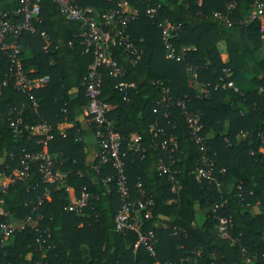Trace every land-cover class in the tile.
Wrapping results in <instances>:
<instances>
[{
  "label": "trees",
  "instance_id": "trees-1",
  "mask_svg": "<svg viewBox=\"0 0 264 264\" xmlns=\"http://www.w3.org/2000/svg\"><path fill=\"white\" fill-rule=\"evenodd\" d=\"M74 1L90 8L98 20L119 1L136 11L126 32L139 59L129 63L118 42L110 39L111 58L123 75L112 77L107 70L100 71V99L109 105L108 119L122 139L130 197L152 200L149 217L143 218L142 212L137 217L141 233H154V255L141 246L134 248L135 232H114L118 197L114 181L102 183L114 170L108 163L96 172V156L92 164H86L82 145L75 139L79 119L87 118L82 115L86 104L82 82L92 59L91 49L84 51L76 36L80 24L61 17L50 0H39L35 32L22 33L17 42L22 71L30 79L48 76L45 86L19 91L0 51V175L12 176L20 150H40L36 142L44 135H33L31 129L42 122L50 126L52 137L46 149L63 178L55 184L41 183L37 166L31 165L25 177L12 178L0 187V223L30 217L34 224L10 235L0 246V264H179L185 258L194 264H264V153L259 151L264 145L257 136L264 133V58H255L263 44L264 22L246 21L253 0ZM258 1L264 6V0ZM17 6L18 0H0V13L11 14ZM147 9L155 10L153 18L145 15ZM162 21L180 25L168 38L177 51L190 48L179 61L165 58L157 26ZM188 67L194 69L195 82L206 85L202 96L189 84ZM243 74L248 75L252 89L242 92L228 86ZM120 82L134 86L126 89V101L115 87ZM163 89L172 99L183 101L186 112L198 116L214 182L197 180L192 174L198 154L188 141L181 111L155 106L163 98ZM31 100L37 103L35 111ZM9 112L20 119L16 133L8 126ZM62 122L72 125L64 136L56 130ZM150 126L160 131L154 133ZM132 134L140 137L138 152L127 146ZM168 157L172 160L169 171L180 185L177 194L171 192L166 177L158 175V161L167 165ZM82 192L88 195L86 206L77 214L66 212L67 203ZM221 203L220 211L231 222L232 243L215 235L210 211L201 226L211 234L205 240L173 223L181 207L194 212ZM163 223L170 228L162 229ZM172 228L178 232L172 234Z\"/></svg>",
  "mask_w": 264,
  "mask_h": 264
},
{
  "label": "built area",
  "instance_id": "built-area-1",
  "mask_svg": "<svg viewBox=\"0 0 264 264\" xmlns=\"http://www.w3.org/2000/svg\"><path fill=\"white\" fill-rule=\"evenodd\" d=\"M55 9L61 17L66 20L80 24V30L77 37L81 39L84 51L91 49L92 59L86 69V75L83 79L82 86L84 89V96L86 104L84 106V115L89 119V124L92 128V135L96 141V165L94 169L98 172L103 164H110L114 170L112 177H105L102 183L114 181L115 193L118 197V209L115 212L113 220V230L115 233L122 234L124 231L129 230L136 233L137 238L134 243V248L141 246L149 256H153V247L155 245V237L152 230L144 233L140 232L141 222L137 214L142 212L143 218L149 217V211L152 206L150 197H137L131 198L129 189L127 187L126 178L124 175V168L122 158L124 153L121 150L122 139L115 132L111 121L108 119L109 105L100 99L101 90V70H107L108 74L112 77H121L123 75L122 68L119 67L111 58L109 52L110 39H115L122 49V53L129 63H136L139 59V51L135 48L133 41L130 39L126 32V27L129 22L136 18L135 10H128L125 5L119 1L116 3V8L101 15L98 20L97 15L90 8H82L78 6L74 0H50ZM231 8V4L228 5ZM155 10L147 9L145 15L148 18H153ZM39 15V0H18V6L12 11L11 14L0 13V51L5 54L7 59V74L18 81L17 89L21 92H26L35 88H42L48 82V76L44 75L39 78H27L21 69L19 54L21 48L17 42L18 37L22 33L32 34L35 32L34 22ZM215 17L221 18L214 14ZM222 19V18H221ZM258 20L260 25L264 22V6L258 0H253L250 5V11L246 21ZM245 21V22H246ZM161 32V40L164 47V55L168 60L179 61L183 57L184 50H176L169 42L168 38L172 33L180 28L179 24H174L168 21H162L157 24ZM45 42L47 38L44 37ZM68 45L70 43L68 42ZM188 74L194 73V69L187 68ZM195 74V73H194ZM190 85H196L195 75L188 78ZM4 81L1 85H4ZM230 85V84H229ZM228 85V86H229ZM122 92L123 100L126 101V89L133 88L132 84L120 82L116 86ZM207 92V91H206ZM205 92V93H206ZM163 98L155 102V106L162 107L165 110L168 107H177L183 116L186 127L188 129V141L194 146L198 154L197 166L192 174L195 179L203 180L208 183L214 182V172L211 163L207 159L208 148L205 145L204 137L200 135L201 126L198 116L185 111L184 102L178 99H172L168 95V90H162ZM31 108L33 111L37 108V103L31 100ZM155 112V109L153 110ZM20 119L13 118L9 112L8 126L13 133L17 132V125ZM154 133L160 130L154 126H150ZM31 132L33 135H44V139L39 140L36 144L40 145L38 152H27L20 150L18 154V167L12 172V178H23L28 172L31 165L37 166V172L40 176L41 183L55 184L62 181L63 176L57 171L55 162L51 155L47 152L46 143L51 140L50 126L45 123H37L32 127ZM245 135L244 133H242ZM262 145H264V133L257 134ZM140 137L137 134H132L127 142V146L133 152L139 151ZM160 148L164 149V142L160 144ZM259 151L264 153V149L260 148ZM9 158L12 159L13 155L10 153ZM172 160L168 157L167 165L159 160L158 161V175H164L167 182L170 184L172 193L177 194L180 190V185L173 173L169 171V165ZM215 185H217L215 183ZM135 188L140 189L139 183L135 184ZM47 191L44 193V198H47ZM88 195L84 192L80 193L78 199L69 201L65 206L66 212L77 214L87 204ZM40 202V201H39ZM223 204H215L211 206L210 212L213 214L215 220V235L226 242H233L231 237V222L220 209ZM33 210L36 207L32 208ZM218 211L220 213L218 214ZM33 221L30 217H26L18 222H3L0 223V246H2L8 237L14 233L21 232L26 228L33 227ZM162 229H169L170 226L163 223ZM178 231L172 228V234ZM39 248L40 244H39ZM242 257L244 250H242ZM246 259V258H245ZM179 264H194L193 259L185 258L179 261Z\"/></svg>",
  "mask_w": 264,
  "mask_h": 264
},
{
  "label": "crops",
  "instance_id": "crops-1",
  "mask_svg": "<svg viewBox=\"0 0 264 264\" xmlns=\"http://www.w3.org/2000/svg\"><path fill=\"white\" fill-rule=\"evenodd\" d=\"M121 3L123 5L126 6V8L128 10H133L132 8H130L124 1H121ZM263 38V44L261 46V48L255 53V58L257 60L264 58V36H262ZM46 43V42H45ZM47 44V43H46ZM184 51L185 49H190V48H182ZM194 73L192 74H188V78L189 77H194ZM237 83H233L231 82L229 87H232L234 90H239L240 89L236 86L237 84H239L240 87H245L246 84L245 83H249V77L247 82H244L243 80H238L236 81ZM193 87V89L196 91V93L198 95H203L206 92V85L203 84H196V85H191ZM243 91H249L250 89H252L251 85L249 89L243 88ZM82 115L83 117H85L84 115V109L82 110ZM79 124H80V130H77L75 139L78 143H80L82 145V151L85 154V162L86 164H92L96 153H97V145H96V141L92 135V131L91 128L89 126V123L85 119H79ZM72 125L71 123H67V122H62L60 124L56 125V130L57 132L61 135L64 136V133L67 129L71 128ZM55 156V155H54ZM60 173V172H59ZM62 175V173H60ZM63 176V175H62ZM2 178V179H1ZM10 183V177H5L3 175H0V187H5ZM210 211V209H200L197 211L192 212L191 210H189L188 208H184L181 207L179 208L176 218L173 220V223L177 226V228L181 231L193 234L194 236L205 240L210 238V235L208 232H203L201 230V226L202 223L204 222L207 213ZM258 209L257 207L253 208V213H257ZM0 213H2V209H0Z\"/></svg>",
  "mask_w": 264,
  "mask_h": 264
},
{
  "label": "rangeland",
  "instance_id": "rangeland-1",
  "mask_svg": "<svg viewBox=\"0 0 264 264\" xmlns=\"http://www.w3.org/2000/svg\"><path fill=\"white\" fill-rule=\"evenodd\" d=\"M241 80H243L244 82H247V80H248V75L243 74V75L241 76ZM241 80H240V81H241ZM245 84H246V86H245L246 89H249V88H250V84H249V83H248V84L245 83ZM236 86H237L240 90H244L243 88H245V87H243V88L240 87L239 84H237ZM1 179H2V178H1ZM0 209H1V208H0ZM196 211H197V210H196Z\"/></svg>",
  "mask_w": 264,
  "mask_h": 264
}]
</instances>
